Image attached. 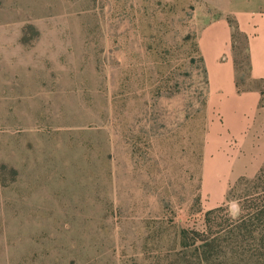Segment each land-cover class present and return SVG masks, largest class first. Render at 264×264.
Instances as JSON below:
<instances>
[{
	"label": "rangeland",
	"instance_id": "374dc122",
	"mask_svg": "<svg viewBox=\"0 0 264 264\" xmlns=\"http://www.w3.org/2000/svg\"><path fill=\"white\" fill-rule=\"evenodd\" d=\"M93 1L0 0V264H219V233L264 186V159L219 152L198 46L219 11Z\"/></svg>",
	"mask_w": 264,
	"mask_h": 264
},
{
	"label": "crops",
	"instance_id": "0c3cea01",
	"mask_svg": "<svg viewBox=\"0 0 264 264\" xmlns=\"http://www.w3.org/2000/svg\"><path fill=\"white\" fill-rule=\"evenodd\" d=\"M215 7L218 18L206 24L198 46L203 54L209 78L217 81L219 102V148L224 159H236L239 153L248 160L264 159V0H202ZM95 0L92 2L94 6ZM233 32L245 39L248 55L247 79L250 84L238 89L237 71L231 52L236 43ZM213 42L219 44V61L205 58L204 51ZM247 80V81H248ZM241 157V155H240ZM251 166V165H250ZM247 170L238 175L255 173Z\"/></svg>",
	"mask_w": 264,
	"mask_h": 264
},
{
	"label": "trees",
	"instance_id": "16d2710c",
	"mask_svg": "<svg viewBox=\"0 0 264 264\" xmlns=\"http://www.w3.org/2000/svg\"><path fill=\"white\" fill-rule=\"evenodd\" d=\"M235 69H238L236 64ZM263 82L264 80L259 81V83ZM242 83L241 78L237 76L236 86L239 90L243 88ZM260 104H264L263 98ZM262 176L261 170L253 181L259 180ZM263 195L264 186H262V192L257 193L255 198L258 202H254L253 207L219 233V264H264ZM236 248L239 250L235 251Z\"/></svg>",
	"mask_w": 264,
	"mask_h": 264
}]
</instances>
